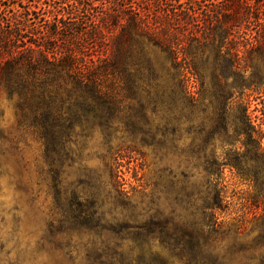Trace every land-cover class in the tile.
Returning <instances> with one entry per match:
<instances>
[{
    "label": "rangeland",
    "instance_id": "1",
    "mask_svg": "<svg viewBox=\"0 0 264 264\" xmlns=\"http://www.w3.org/2000/svg\"><path fill=\"white\" fill-rule=\"evenodd\" d=\"M111 1L96 0L90 12L74 8V17L90 31L98 23L93 17L114 10ZM2 3L4 17L9 1ZM137 3L122 5L140 12ZM168 9L178 10L172 4ZM125 26L122 21L110 29L108 40ZM185 28L176 24L168 35ZM195 30L188 33L199 39L201 21ZM82 40L78 51L88 61L112 60V50ZM127 62L101 76V99L90 94L71 119L66 106L58 105V113L70 119L62 135L46 136L0 90V264H189L173 232L180 235L181 224L200 220L186 200L211 182L227 187V195L251 215L247 181L236 169H252L251 157L245 138L235 133L241 109L230 106L234 97L247 101L251 94L250 113L264 129L263 91H250L243 78L219 72L220 80L238 84L225 98L208 65L201 68L204 78L197 70L187 74L185 90L172 81L169 54L149 45ZM114 166L125 179V195L110 181Z\"/></svg>",
    "mask_w": 264,
    "mask_h": 264
},
{
    "label": "trees",
    "instance_id": "2",
    "mask_svg": "<svg viewBox=\"0 0 264 264\" xmlns=\"http://www.w3.org/2000/svg\"><path fill=\"white\" fill-rule=\"evenodd\" d=\"M7 1V12L0 15V90L16 100L18 112L33 118L46 136L62 135L74 107L85 104L90 94L94 100L101 99V76L127 67L129 56L145 51L147 45L169 54L172 81L185 90L187 74L197 70L202 77L201 68L208 65L225 98L233 96L231 89L238 84L220 80L219 72L243 78L250 91L264 93V0H213L210 4L208 0H136L140 12L122 5L126 0H112L114 10L93 17L98 23L90 31L84 29L78 14L74 17V8L90 12L96 0H0V10ZM170 4L178 10H169ZM122 21L124 31L109 41L108 31ZM199 21L203 34L195 39L190 35L197 32ZM176 24L186 28L168 35ZM81 37L112 50V60L88 61L78 51L84 48ZM199 60L205 61L202 67ZM249 100L234 97L230 109L236 103L241 109L235 133L245 138L251 157L252 169L235 167L238 177L247 181L251 215L241 210L245 204L231 199L220 182L206 184L198 196L187 199V210L193 209L200 220L181 224V234L173 232V239L189 264H264V129L255 124ZM59 104L66 106L70 119L58 113ZM109 176L115 191L125 195L120 168H110ZM56 188L65 189L63 185Z\"/></svg>",
    "mask_w": 264,
    "mask_h": 264
}]
</instances>
